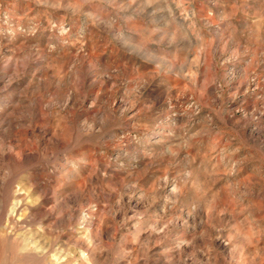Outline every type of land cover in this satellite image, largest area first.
<instances>
[{
  "label": "rangeland",
  "instance_id": "rangeland-1",
  "mask_svg": "<svg viewBox=\"0 0 264 264\" xmlns=\"http://www.w3.org/2000/svg\"><path fill=\"white\" fill-rule=\"evenodd\" d=\"M0 264H264V0H0Z\"/></svg>",
  "mask_w": 264,
  "mask_h": 264
}]
</instances>
